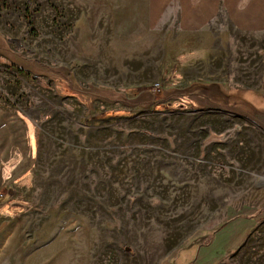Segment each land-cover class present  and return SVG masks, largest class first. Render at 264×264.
I'll return each instance as SVG.
<instances>
[{
  "label": "rangeland",
  "instance_id": "obj_1",
  "mask_svg": "<svg viewBox=\"0 0 264 264\" xmlns=\"http://www.w3.org/2000/svg\"><path fill=\"white\" fill-rule=\"evenodd\" d=\"M114 2L0 0V264H264V33L224 27L231 103L171 105Z\"/></svg>",
  "mask_w": 264,
  "mask_h": 264
},
{
  "label": "crops",
  "instance_id": "obj_2",
  "mask_svg": "<svg viewBox=\"0 0 264 264\" xmlns=\"http://www.w3.org/2000/svg\"><path fill=\"white\" fill-rule=\"evenodd\" d=\"M115 1L120 3L105 6L117 27L111 31V42L118 46V42H123L128 47L121 56L116 53V68L120 69L121 62L125 70L127 59L134 67L138 56L158 46L162 36L157 84L165 102L201 110L231 103V90L214 76L222 67L220 59L230 54L225 46L232 35L224 27L247 36L264 33V0ZM169 11H174L173 17ZM163 17L165 22L161 23ZM132 85L137 91L135 77ZM151 89L139 91L133 103L153 102Z\"/></svg>",
  "mask_w": 264,
  "mask_h": 264
},
{
  "label": "built area",
  "instance_id": "obj_3",
  "mask_svg": "<svg viewBox=\"0 0 264 264\" xmlns=\"http://www.w3.org/2000/svg\"><path fill=\"white\" fill-rule=\"evenodd\" d=\"M155 87H157V88H158V84H156V85H155Z\"/></svg>",
  "mask_w": 264,
  "mask_h": 264
},
{
  "label": "trees",
  "instance_id": "obj_4",
  "mask_svg": "<svg viewBox=\"0 0 264 264\" xmlns=\"http://www.w3.org/2000/svg\"><path fill=\"white\" fill-rule=\"evenodd\" d=\"M31 23V22H30ZM16 43V42H15Z\"/></svg>",
  "mask_w": 264,
  "mask_h": 264
}]
</instances>
